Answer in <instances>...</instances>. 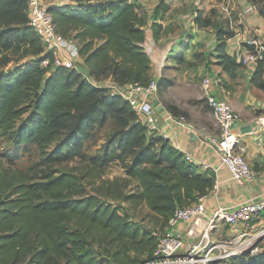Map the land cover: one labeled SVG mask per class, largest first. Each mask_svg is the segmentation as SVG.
<instances>
[{"label": "trees", "instance_id": "1", "mask_svg": "<svg viewBox=\"0 0 264 264\" xmlns=\"http://www.w3.org/2000/svg\"><path fill=\"white\" fill-rule=\"evenodd\" d=\"M90 1L49 6L58 31L78 39L85 73L44 66L51 54L31 24L28 0H0V135L10 140L14 154L38 147L46 166L33 176L0 172V264H140L154 251L156 236L120 203H147L165 227L178 207L214 189L215 177L149 132L127 99L87 78L148 82L151 69L144 46L148 18L138 1ZM259 11L264 16V7ZM152 28L157 39L164 24L154 21ZM224 34L235 32L219 33L216 55L235 76L242 63L228 52ZM261 62L253 82L264 89ZM108 125L101 150L89 155L87 140ZM76 157L91 164L82 171L57 167ZM112 162L125 176L103 177ZM236 256L232 264H264L261 245L257 254Z\"/></svg>", "mask_w": 264, "mask_h": 264}, {"label": "built area", "instance_id": "2", "mask_svg": "<svg viewBox=\"0 0 264 264\" xmlns=\"http://www.w3.org/2000/svg\"><path fill=\"white\" fill-rule=\"evenodd\" d=\"M28 3L31 24L41 37L46 52L51 54V57L43 61V65H52V67L63 65L81 71L76 60V56L80 53V46L75 40L58 31L53 13L49 9V3L46 0H28ZM223 9L229 12L227 5H224ZM253 10V6L247 7L248 12ZM232 37L224 34V38ZM248 44L240 61L244 64L251 61L264 62V42L251 37ZM87 78L96 85L108 87L112 94H119L127 99L137 113L144 116L142 120L149 132L161 135L169 141L177 137V128H188L192 132H197L204 127V125L189 121L185 115H177L170 111L161 115L155 107V95L159 89V83L156 80L148 82L131 80L125 84H117L115 82L102 83L88 75ZM212 86L213 77L208 73L203 77L202 89L219 126V132L209 137L210 143L214 145L221 163L229 168L236 181L243 183L254 179L257 172L245 157V142L242 135L234 130V124L240 115L225 99L212 92ZM258 122L264 128V116L260 117ZM184 157L191 163H198L190 153L185 154ZM204 211V204L200 199L178 207L169 220L168 227L177 226L184 220H193L188 233L197 234L195 226L201 225L202 229L198 238L186 240L181 234L166 230L158 238L152 254L140 264H207L240 254L259 252V241L264 238V222H259L264 213V191L232 207L220 205L214 217L210 219L203 218ZM255 220L258 222L250 227V222ZM220 221L235 225L238 230L233 236L213 238L211 234L213 228ZM182 249H184L183 252Z\"/></svg>", "mask_w": 264, "mask_h": 264}, {"label": "crops", "instance_id": "3", "mask_svg": "<svg viewBox=\"0 0 264 264\" xmlns=\"http://www.w3.org/2000/svg\"><path fill=\"white\" fill-rule=\"evenodd\" d=\"M137 1L139 9L144 12L148 18L144 46L150 54L152 71L161 75L167 64L177 58L178 55L176 54L178 49L176 46H180L179 33L170 30L166 31L167 24L171 20H178L179 23L183 24L185 19H182V14L179 15L180 13L176 14L173 18H168L166 15L163 17V13L159 12L160 9H157L159 3L155 0ZM53 2L57 3L58 1L50 0L49 5L54 4ZM58 3V5L63 4L61 2ZM249 6H253L254 10L248 12L247 7ZM226 18H228V23L226 24L227 21H224L226 24L224 28L229 24L231 28L235 29V36L228 38L226 41L227 50L240 61L244 50L249 46L248 43L251 37H256L264 42V16L260 13L255 4L248 2L240 7L239 11H235L232 14L228 13ZM154 21H159L164 24V32L162 31L160 37L157 39L154 36L152 28ZM74 40L79 43L78 39L74 38ZM212 41H217V43H219V34L217 38L215 37ZM216 47H214L215 55L217 53ZM182 56L183 57H179L181 58V65L186 61V55L182 54ZM76 60L77 63H82L85 73L89 71L84 55L79 53L76 56ZM217 60L218 63L215 68L219 69H217L218 73L215 74L216 76L213 77L212 92L218 97L225 99L233 109L239 113L240 118L236 120L234 130L236 133L242 135V139L246 145L244 152L245 157L256 169L257 174L254 179L239 183L232 177L229 168L221 163V159L215 151L214 145L210 143L209 137L215 136L217 132H214L206 126H201L202 129L197 132H192L188 128H177V137L170 140V142L182 152L184 156L187 153L192 154L198 161L196 165H198L199 170L203 173L212 174L216 180L214 189L199 197L205 208L203 215L204 219L214 217L220 205L232 207L238 202L264 191V128L258 122L260 117L264 116V89L258 87L253 82L257 66L261 61H251L247 64L240 61L242 65L237 69L236 75L230 76L223 70L218 58ZM208 73L209 72H205L204 76ZM105 80L110 81L113 79L109 76L99 82L103 83ZM167 111L169 110H158L161 115H165ZM258 111L261 112L258 113ZM143 205L148 212H151L147 203ZM192 222L193 220H184L179 222L177 226L168 227V225H166L163 228L164 231L171 230L174 233L181 234L186 240H196L202 226H195L198 235H190L188 229L191 227ZM259 222L263 223L264 217H261ZM233 227H235L236 231L238 230L237 226L233 225ZM181 251L183 252L184 249Z\"/></svg>", "mask_w": 264, "mask_h": 264}, {"label": "rangeland", "instance_id": "4", "mask_svg": "<svg viewBox=\"0 0 264 264\" xmlns=\"http://www.w3.org/2000/svg\"><path fill=\"white\" fill-rule=\"evenodd\" d=\"M46 1L47 3L50 2V0ZM56 1L63 3L60 5L66 3L86 5L91 2L90 0H84L82 2H77L75 0ZM92 1L95 2L98 0ZM155 1L159 3L157 7L160 9L159 12L163 13V17L166 15L168 18H173L176 14L180 13L179 15L182 14V19H185L183 24L179 23L178 20H171L168 22L165 29L166 31L170 30L179 33L180 35V46H176L178 49L176 54L178 55L177 58L167 64L161 75L152 71V67L150 70V80H156L159 83L163 78L166 83L162 88L159 86L158 92L155 95L156 110L158 109L161 111L167 109L174 114L185 115L189 121L198 125H204L218 133L219 126L215 121L213 110L205 97L204 90L202 89V80L205 72H209L212 77H215V74L218 73L217 69H219L215 68L218 60L214 49L218 43L217 41L213 42L212 40L215 37L217 38V35L220 32H235V29L231 28L229 24L224 28L228 23V18H226L228 13L232 14L235 11H239L240 7L248 2L255 4L257 9L260 10L264 7V0ZM58 2H53L54 4H50V6L58 5ZM224 5L229 7V12L223 9ZM139 11L142 12L140 9ZM224 21H227L226 24ZM205 23L208 25H204ZM76 43L79 45L78 42ZM182 54L186 55V61L183 65L180 64L181 58H179L183 57ZM78 64L81 71H85L82 63ZM105 81L110 83L115 82L114 80ZM167 83L171 84L167 85ZM260 112L261 111H258V113ZM140 118L144 119V116L140 115ZM110 130V125L100 128L96 131L95 135L87 140L86 150L89 155L95 154L97 151L101 150ZM41 157V151L35 146H30L26 151H21L20 149L18 154H14V148L12 147L10 140L5 136L0 135V172L7 170L5 173L7 176H11L13 172L18 170H23L27 176L40 175L46 167L44 164L40 163ZM88 164H91L89 159L82 160L80 157H76L73 160L63 162L57 167H65L67 169L77 168V170L82 171L85 170V167ZM121 176H125V172L118 163L112 162L106 165L103 177L114 178ZM85 181L87 182L88 179ZM100 182L101 180L97 178L96 183L99 184ZM92 186L93 185L90 183L87 184L86 190L88 192L92 191ZM120 206L121 210H126L143 229H147L154 234L156 236V241L165 232L162 226V221L157 220L153 215L149 214L144 205L133 207L130 203L122 202L120 203ZM262 217H264V213L262 214ZM258 220L250 222V227L253 226L252 224L257 223ZM235 233V227L224 221H220L213 228L211 234L213 238H221L225 235L233 236ZM259 245L264 249V238L260 239ZM237 257L239 256L224 260L211 261L207 264L237 263Z\"/></svg>", "mask_w": 264, "mask_h": 264}, {"label": "water", "instance_id": "5", "mask_svg": "<svg viewBox=\"0 0 264 264\" xmlns=\"http://www.w3.org/2000/svg\"><path fill=\"white\" fill-rule=\"evenodd\" d=\"M246 252H248V250Z\"/></svg>", "mask_w": 264, "mask_h": 264}, {"label": "bare ground", "instance_id": "6", "mask_svg": "<svg viewBox=\"0 0 264 264\" xmlns=\"http://www.w3.org/2000/svg\"><path fill=\"white\" fill-rule=\"evenodd\" d=\"M155 49V48H154Z\"/></svg>", "mask_w": 264, "mask_h": 264}]
</instances>
